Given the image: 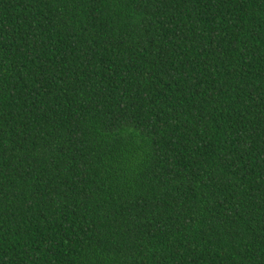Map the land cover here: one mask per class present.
Listing matches in <instances>:
<instances>
[{
	"label": "trees",
	"instance_id": "16d2710c",
	"mask_svg": "<svg viewBox=\"0 0 264 264\" xmlns=\"http://www.w3.org/2000/svg\"><path fill=\"white\" fill-rule=\"evenodd\" d=\"M0 264H264V0H0Z\"/></svg>",
	"mask_w": 264,
	"mask_h": 264
}]
</instances>
